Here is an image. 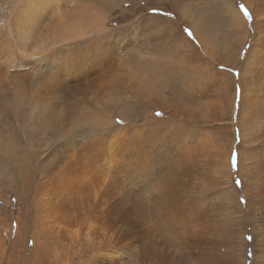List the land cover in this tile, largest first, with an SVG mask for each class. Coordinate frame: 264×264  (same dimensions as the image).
Returning <instances> with one entry per match:
<instances>
[{"label":"bare ground","instance_id":"obj_1","mask_svg":"<svg viewBox=\"0 0 264 264\" xmlns=\"http://www.w3.org/2000/svg\"><path fill=\"white\" fill-rule=\"evenodd\" d=\"M64 1L26 0L22 8L32 13V16H17L13 22L14 29L17 33L29 26L33 30L36 29L35 22L47 11L43 9L44 6L50 9L54 6L61 7L63 4L65 7ZM79 1L84 2L78 7L75 6L77 8L73 18L77 24L70 25L66 32H60L61 39L66 42L87 39L100 30L105 31L106 28L101 27L102 17L110 7L122 0ZM158 1L170 3L172 9L187 17L199 44L207 46L203 33L211 35L214 27L210 26L209 29L207 25L205 27L204 22L200 27L201 33H198L194 27L196 21L193 19L197 15L190 17L180 10L187 0ZM243 1L250 8V0ZM225 11L229 14L231 27L245 28L243 18L236 8L227 3ZM69 18L72 19L71 16ZM85 20L87 24L78 25ZM199 20L198 17V24ZM58 24L60 25V22ZM89 24H99L95 33ZM251 40L258 46L259 51L257 53L248 50L249 40H245L247 43H241L246 51L244 50L243 63L237 73V80L242 89L237 112V129L241 133V141L259 150L260 156L253 171L248 169L245 177H239L240 168L235 174H231L229 153H223L221 147L211 145L206 138L201 137V140L194 141L183 134L178 140L181 145L174 142L173 138L167 141L164 132L168 127L164 125L153 130L160 131V142L149 145L164 146L166 154L155 151L156 155L145 156L142 162L136 156L138 152L127 158V149L134 148L135 140H139V137L135 136V132H130L127 138L132 141L124 142V131L115 132L121 135L123 142L121 150L112 151V139L106 137L113 131L112 127H108L113 124L111 105L91 106V115L85 114L82 120L77 118L80 122L78 128L69 133L67 129L62 128L63 116L59 114L53 118L54 121L48 122L43 119L41 104L34 103L30 109L32 125L29 123L33 137L35 135L39 140L38 137L44 130L54 129V140L46 150L65 141L69 134L79 133L76 139L70 140V147L37 158L35 151L25 153L14 146V138L10 134V115L5 108H0V117L3 118L0 119V186L11 190L17 201L25 205L22 210L25 213L23 232L32 236L29 252L31 256L24 257L27 263L32 260L35 264H75L89 252L91 259L81 264H264V25L253 30ZM42 42L36 44L35 52L43 48ZM183 45L187 47L189 44ZM9 55L10 53L6 57L9 58ZM193 61L188 60L178 66L174 63L171 69V75L180 74L182 81L179 90L182 94L185 90L191 93L190 86L199 85V78L193 74L196 71ZM102 63L104 62L96 65ZM16 64L18 63L13 60L9 68L18 69ZM96 65L75 72L78 76H85ZM159 68L164 79L169 65L163 64ZM69 72L66 70L63 75ZM72 74L73 72L64 78H70ZM49 75L52 77L45 87L54 89L64 83L55 71H49ZM189 79L191 82L188 84ZM177 83L178 81L172 80L168 92ZM2 84L4 81H0V101L10 95L8 88L3 89ZM142 89L149 92L148 88ZM153 89L156 90L157 97L162 95L155 82ZM139 90L142 94V90ZM139 90H127L123 99L119 96V100L115 99L116 93L115 97L109 100L111 103L123 102L124 99L135 101ZM192 96L191 93L189 102L192 101ZM258 109V117L250 118L251 113ZM207 150L209 151L205 153ZM93 151H103L101 158L92 157L90 154ZM204 153L209 169L207 174L201 160ZM162 155L167 165L163 167L159 164L161 168L158 166V171L145 178V184L137 189H131L128 182L122 186L121 181H126V178L121 179L117 175L118 172L133 166L138 172L148 173L150 170L146 165L153 163L155 157L160 159ZM165 155L170 160H167ZM121 157L124 158L123 162L119 161ZM76 162L86 166L81 169L72 167ZM88 168L92 169L93 175H84ZM234 175H238L242 183L240 190L244 193L240 198L250 204L249 217L243 216L242 208L237 206L231 195L236 188L233 184ZM213 193L216 195H212ZM248 223L251 227L249 234L253 237L249 243L245 241L249 235L245 232ZM3 225L0 216V233L2 230L3 236L8 239L12 231L11 224L7 225V228H3ZM15 232L18 233V224ZM5 243L10 249V254L15 243L0 240V249ZM247 249L253 252L249 263L246 261ZM235 251L239 253L238 259L234 255Z\"/></svg>","mask_w":264,"mask_h":264},{"label":"rangeland","instance_id":"obj_2","mask_svg":"<svg viewBox=\"0 0 264 264\" xmlns=\"http://www.w3.org/2000/svg\"><path fill=\"white\" fill-rule=\"evenodd\" d=\"M25 2L26 0H0V81H4L2 87L3 89L8 88V93H10V95L0 101V108H5L10 115V134L14 138L13 143L17 149L25 153L35 151L37 158H42L52 152V147L48 150L46 148L54 140L53 128L44 130L39 135V140L35 135L34 137L32 135L29 123L32 125L30 109L34 103L41 104L43 119L48 122L54 121L53 118L59 114L63 116L62 128L67 129L69 133L76 131L80 124L78 120H82L85 114H90L91 106L111 105L113 126L109 125L108 127H112L113 131L106 136L112 139L111 150H121L123 142L121 135L115 132L124 131L122 135L124 142L132 141L127 138L130 132H135V136L139 137V140H135V147L127 149V158H130L131 155H136L138 152L136 156L142 162L145 156L156 155L158 152L166 154L167 151H165L164 146L154 145V148V146L149 145L147 140V134H150L155 129L153 127L155 122L161 121L158 128L162 125L168 127L164 132L167 141L173 138L174 142L181 145L178 140H180L182 134L186 137L189 136L188 138L190 140L194 139V141L201 140V137L203 139L206 138L211 145L221 147L223 153H229V167L232 175L237 172L238 168H240L239 177H245V172L248 169L253 171L255 163L259 160L260 151L241 141V133L237 129L239 124L237 112L239 110L240 94L237 95L235 89L239 85L237 80L238 68L243 63L244 50L246 51L241 43L249 40L250 47L248 50L250 49L249 51L257 53L259 51L258 46L255 45L251 38L253 30L256 27L260 29L264 25V0H250V8L243 0H187V3L181 6L180 10L185 11V14L190 17L197 15L193 19L196 21L194 27L198 33H201L200 27L201 25L203 26L204 22L205 27L206 25L209 29L210 26L214 27L211 35L207 36L206 33H203L205 35L204 40L207 42L206 47L199 44L188 18L181 15L178 10L172 9L170 3L158 0H122L117 2L110 7V10L106 13L107 15L105 14L102 17L103 24H101V27L106 28L105 32L118 31L125 28L131 29L136 26H142L148 31H140L139 29L134 31L133 39L126 40L121 45H116L112 54L105 58L104 63L96 65L85 76H78L75 72L76 70L69 68L55 55L61 46L68 43L61 39L60 32H66L70 25L77 24L73 16H75L74 13L78 5H81L84 1L67 0L64 1L66 2L65 7L62 4L61 7L54 6L50 9L48 6H44L43 9L47 11L35 22L36 29L33 30L29 26L17 33L13 27L14 19L17 16L27 18V14L32 16V13L22 8ZM227 3L238 11V6L244 4L253 17L252 23L249 24L239 11L245 23V28L231 27L229 14L225 11V4ZM152 8L158 11H170L173 14L172 18L147 17L146 13L150 12ZM69 15L72 19L69 18ZM198 17L200 19L199 24ZM58 22H60V25ZM153 23H159L160 27L153 30L151 28ZM19 24V21H17V25ZM84 24H87V20L78 23V25ZM89 27L95 33L99 24H89ZM161 28L168 29L162 30ZM184 28H188L193 33L195 40H190L186 35L181 34L180 30ZM136 37L140 38L139 41L135 39ZM39 41H43L41 43H44L43 48L35 52L34 48ZM183 43H188L189 45L185 47ZM7 53H10L9 58L6 57ZM13 60L18 63L16 65L19 68L16 70L9 68V64ZM188 60L190 62L194 60L193 67H196V71L193 74L200 81L198 86H190V91L193 94L191 102L188 101L191 93L185 90L184 92L182 91V94L179 90L180 82L182 81L179 77L180 74L171 75L174 63L178 66ZM223 61H227V63ZM163 64L169 65L164 76L165 80L162 78L159 68ZM222 67L226 70H221ZM66 70L67 72L69 70V73L73 72V77L64 78L68 77L69 74L63 75ZM49 71H55L58 77L61 78L60 81L64 83L61 82L63 84L54 89L53 87H45L44 85H47L52 77V75H49ZM172 80H176L178 83L168 92V87ZM154 82L157 84V90L159 92L162 91V95H158V97L156 96V90L153 89ZM184 82L187 83V80ZM190 82L191 80L189 79L188 84ZM143 87L148 88L149 92H144ZM11 89H13L12 92ZM130 89H141L144 95L139 90L135 101L124 99V103L122 101L110 102L109 99L115 97L116 93V100H119L120 97L123 99L125 92ZM193 89L194 91H192ZM181 97L183 98L181 99ZM259 111L258 109L256 112L251 113L250 118L258 117ZM157 112L163 115L157 117L155 115ZM0 119L3 120L2 116ZM116 119L124 121V124L116 125L114 123ZM238 148L239 156L243 157V159L240 160L238 158L237 166L233 168L232 153ZM205 153L201 160H203V169L207 174L209 169ZM102 154L103 151H93L90 155L95 158H101ZM165 157L170 160L167 155ZM154 159L153 163L146 165L149 166L150 171L148 173L138 172L133 166L118 172L117 175L121 179L126 178V181H121L122 186L124 187L125 183L128 182V185L132 187L131 189H137L145 184V178L154 171H158V166L161 168L162 165L163 167L167 165L163 155L160 159L159 157ZM123 160L124 158L121 157L119 161L123 162ZM92 164H95L94 161ZM198 164L200 167V159ZM97 165L98 163L95 166ZM73 166L81 169L86 165L76 162ZM91 168L85 170L84 175L90 173L93 175ZM237 176H233V184L236 188L233 191L231 190V195L234 197L237 206L242 208L241 213H243V216L249 217L251 214L250 204L246 201L244 203L240 202V197L244 192L240 190L242 183L239 187L235 185V181L240 180ZM0 188V216H2L4 222L3 228H7L9 224L12 227L11 235L8 239L3 236L1 230L0 240L10 241L12 244L15 243L10 254L7 243L0 249V264H35L32 260L27 263L24 258L31 256L29 252L32 245L31 234L23 232L25 225L23 216L25 213L22 210L25 205L20 203L21 201H17L7 187L0 186ZM227 201L232 203L229 199ZM19 213L20 218H18ZM17 224L18 233L15 232ZM247 226L248 228L245 232L249 234L251 227L249 223ZM245 241L250 242L247 238ZM238 254L235 251L234 255L236 258ZM247 257L246 261L249 263L253 257V252L248 249ZM89 258L91 259L89 252H87L80 259L81 261H77L75 264L85 263Z\"/></svg>","mask_w":264,"mask_h":264},{"label":"snow or ice","instance_id":"obj_3","mask_svg":"<svg viewBox=\"0 0 264 264\" xmlns=\"http://www.w3.org/2000/svg\"><path fill=\"white\" fill-rule=\"evenodd\" d=\"M239 11L243 14L246 21L249 22V24L252 23L253 17L250 14L249 10L246 8L244 4H240ZM172 13L170 11H158L155 8H152L150 12L146 13L147 17L156 18V17H166V18H172ZM157 27H160L159 23H153L152 28L155 29ZM139 29L140 31H148L147 29H144L142 26H136L134 28L128 29H120L118 31H112V32H105L103 30L98 31L96 34H94L92 37L82 40H75L66 43L65 45L61 46L59 50L56 52V57L61 59L63 62L67 64L69 68L72 70H80L87 68L89 66H94L96 64H99L105 60L106 57H109L112 52L115 49L116 45L123 44L126 40L133 39V32ZM181 31L182 35H186L188 39L195 40V37L193 33L188 29L184 28ZM137 41H139V37L135 38ZM247 43V41L245 42ZM221 70H226L222 69ZM237 95H239L242 91L241 87L237 85L235 89ZM157 117L162 116V113H155ZM116 125H123L124 121L120 119H116L114 121ZM161 124V121H156L154 124V128H158V126ZM79 136V133L75 134H69V137L63 141L60 142L58 145L54 144L52 147V151H60L61 149H65L70 147V140H74ZM147 139L149 143L157 144L161 140V133L160 131H151L150 134H147ZM238 158L240 160L243 159V157L239 156V148L236 151H233L232 153V167L236 168ZM241 184L240 180L235 181V185L239 187ZM212 195H216L213 193ZM241 203H244V200L241 198ZM248 240H252L253 237L251 234L247 237ZM255 246V245H253Z\"/></svg>","mask_w":264,"mask_h":264}]
</instances>
